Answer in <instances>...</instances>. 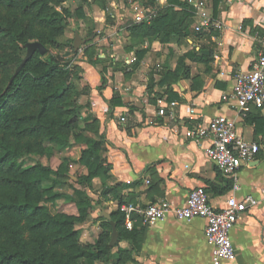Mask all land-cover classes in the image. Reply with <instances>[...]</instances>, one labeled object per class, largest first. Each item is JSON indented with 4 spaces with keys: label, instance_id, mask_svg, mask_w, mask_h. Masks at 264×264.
I'll return each mask as SVG.
<instances>
[{
    "label": "crops",
    "instance_id": "crops-1",
    "mask_svg": "<svg viewBox=\"0 0 264 264\" xmlns=\"http://www.w3.org/2000/svg\"><path fill=\"white\" fill-rule=\"evenodd\" d=\"M144 3L82 0L79 6L85 18L78 19V34L84 29L93 33L79 47L80 53L90 52V60L80 66L84 85L90 87L89 112L99 119L98 131L107 141L101 159L109 166L104 181L92 180L106 192L90 198L105 213L118 212L123 217L121 207L127 205L144 208L166 201L183 206L189 193L198 187L206 189L211 205L219 209L231 195L253 196L259 202L257 207L247 209L231 232L234 258L222 264H264V107L252 109L243 118L231 103L222 100L234 76L247 71L256 57L258 38L264 34V0H220L216 16L211 0L204 10L191 6L194 16L190 29L194 34H198L194 27L201 22V12L211 16L220 29L200 32L210 34L209 38L188 37L179 43L175 38L168 45L155 37L138 41L131 35V27L141 23L136 21L138 17L142 21L151 19L146 18L151 16V8H145ZM165 7L166 0H158L155 11ZM199 48H204L201 55L211 54L209 63L185 57ZM141 51L144 55L138 59L137 52ZM179 67L178 78L170 76L167 82L159 83ZM170 94L177 95V100L169 101ZM114 95L121 106L110 112ZM192 109L194 124L206 125L214 117L224 116L234 121L246 144H258L254 160L239 168L237 191H233L232 180L219 173L205 156L210 140L193 142L184 137L185 130L193 127L188 119ZM127 117L130 124H126ZM81 146L84 150L85 145ZM142 226L146 230L137 252L126 241H119L111 250L112 254L121 250L128 258L120 264L210 263L202 220L185 223L169 218Z\"/></svg>",
    "mask_w": 264,
    "mask_h": 264
},
{
    "label": "trees",
    "instance_id": "trees-1",
    "mask_svg": "<svg viewBox=\"0 0 264 264\" xmlns=\"http://www.w3.org/2000/svg\"><path fill=\"white\" fill-rule=\"evenodd\" d=\"M157 1L145 0V8L155 13L148 21L131 27L133 38L142 41L155 37L168 45L175 38L179 43L188 37H210L192 32L194 9L186 2L166 0V7L155 11ZM62 2L0 0V264H120L128 258L121 250L112 254L113 247L126 241L137 252L146 230L140 222L131 230L126 229L123 217L114 212L110 215L117 232L114 246L109 245L110 223L100 217L99 238L92 245L82 244L75 224L86 221L100 204H95L86 192H77L78 216L52 215L45 206V202H54L59 196L44 188L51 169L31 155L41 153L44 142L60 148L68 145V124L62 120L71 107L66 94L77 65L35 52L20 66V54L30 42L40 43L45 49L54 47L55 36L63 32V24L70 17L68 10L59 7ZM211 2L216 16L220 0ZM76 17L85 18L81 7L77 8ZM202 49H192L185 57L207 64L211 54L201 55ZM143 55V51L137 52L138 59ZM179 72L180 67L172 75L165 74L159 83L167 82L170 76L178 78ZM168 100H177V95L170 94ZM119 106L121 102L114 95L110 112ZM257 125L255 121V128ZM255 131L258 132L257 128ZM96 135L97 140L84 141L86 148L80 155V162L88 171L82 182L89 184L94 178L104 181L109 171L101 159L107 141L103 133L96 131Z\"/></svg>",
    "mask_w": 264,
    "mask_h": 264
},
{
    "label": "built area",
    "instance_id": "built-area-1",
    "mask_svg": "<svg viewBox=\"0 0 264 264\" xmlns=\"http://www.w3.org/2000/svg\"><path fill=\"white\" fill-rule=\"evenodd\" d=\"M189 6L204 10L209 0H183ZM147 16L146 18H150ZM201 22L194 27L196 33L210 28L220 27L207 16L199 14ZM137 22H142L139 17ZM259 49L256 57L245 72L236 74L233 78L231 89L222 100L231 103L241 117H245L252 109L260 110L264 107V34L258 38ZM175 104L171 103L173 107ZM195 111L189 112L188 119L192 128L186 129L184 137L190 141L210 140V144L204 150L205 156L214 164L217 171L229 177L233 182V191L239 189L238 171L244 163L254 160L259 152V146L255 142L246 144L237 133L232 119L224 116L214 117L206 125L194 124ZM121 122L124 119L121 118ZM148 184V182H146ZM258 200L250 195L243 197L229 196L222 208H215L209 201V195L205 188L198 187L192 190L183 206H173L169 202L160 201L149 204L144 208L127 205L121 207L123 224L128 230L140 222L142 225H151L166 219H174L179 222L189 223L193 219L204 222V239L210 247V263L222 264L233 260L234 249L231 240V232L240 217L247 209H254Z\"/></svg>",
    "mask_w": 264,
    "mask_h": 264
},
{
    "label": "rangeland",
    "instance_id": "rangeland-1",
    "mask_svg": "<svg viewBox=\"0 0 264 264\" xmlns=\"http://www.w3.org/2000/svg\"><path fill=\"white\" fill-rule=\"evenodd\" d=\"M81 3L82 0H63L59 4L60 8L68 10L67 12L70 17L63 24V32L55 36L54 47L46 48L45 54L55 56L58 60L72 61V64L74 61V64H77V68L74 70L75 72L72 70V78L70 80V84L72 85L66 94V102L71 107L68 109V114L62 120L63 123L68 124L67 138L69 142L64 148L44 142L41 153L31 155L34 158L33 160L40 161L51 169L49 178L43 184L44 188L51 189L52 193L59 196L54 202H45V206L48 207L52 215L65 214L78 216L76 208V201L78 199L77 192H86L89 197L92 196V198H95L102 191L99 185L82 182L88 176V171L80 162V155L83 151L81 150V145H85L84 141L88 139H98L99 136L96 135V131L99 130L100 121L95 115L89 112L88 106L90 104L88 102V95H90V87L84 85L83 69L80 66L81 62L90 60L87 57L90 52L82 50V53H80L79 50L75 54L72 49L73 39L76 34L83 41L80 46L90 40L89 38L93 34L92 31H87V29H84V32L78 34L81 28L78 23L80 22L78 20L79 18L76 17V10L81 6ZM154 13L151 10V14L154 15ZM162 52L165 53L166 49L164 48ZM26 54L27 49L23 46L20 55L24 59ZM135 108L141 109V107ZM126 122V124H130L132 122L131 118L127 117ZM93 202L96 204L95 199ZM97 218L98 209L95 207L90 215V219L75 224L76 230L80 232V241L82 244L92 245L99 238L100 227Z\"/></svg>",
    "mask_w": 264,
    "mask_h": 264
},
{
    "label": "water",
    "instance_id": "water-1",
    "mask_svg": "<svg viewBox=\"0 0 264 264\" xmlns=\"http://www.w3.org/2000/svg\"><path fill=\"white\" fill-rule=\"evenodd\" d=\"M83 43V41H81L78 37V35L76 34L74 36V40H73V50L74 52H78L80 45ZM25 48L27 49V54L25 56V58L22 60V63L20 66H22L26 61H28L35 52H38L41 56H44L46 54V49L37 42H32V43H27L25 45ZM203 55L208 56L209 53L208 52H202ZM98 209V217L105 219L106 221H108L110 223L111 226V238H110V247H113L116 240H117V232L115 229V225L113 222L110 221V215L105 213L104 210L98 206L96 207Z\"/></svg>",
    "mask_w": 264,
    "mask_h": 264
}]
</instances>
